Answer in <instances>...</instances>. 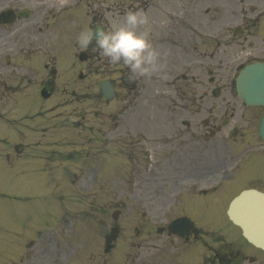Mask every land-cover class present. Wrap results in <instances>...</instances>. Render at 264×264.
I'll return each instance as SVG.
<instances>
[{"label": "rangeland", "instance_id": "374dc122", "mask_svg": "<svg viewBox=\"0 0 264 264\" xmlns=\"http://www.w3.org/2000/svg\"><path fill=\"white\" fill-rule=\"evenodd\" d=\"M120 1L138 7L134 0ZM213 1L215 4L212 5V0H209L208 6L203 4L204 0H184L186 9L177 14H180L181 20L186 17L190 20L224 19L225 28L231 26L230 30L239 25L241 6L237 1L230 13H226V8L222 7H226V1ZM87 10L88 7L84 5L77 28L75 24H65L58 28V37H54L46 49L38 43L37 47H41L36 51L34 62H26L25 67L21 65L18 74L7 71L3 74L7 78V85L0 90V114L10 122H0V264H52L55 263V257H58L59 263L68 254L71 258L65 264H101L104 258L94 263L89 262L88 257H104L101 251L97 255V249L102 248L103 235L114 223L111 214L116 209L120 210L116 222L120 233L114 242V248L142 245L139 235L141 230L151 228L157 222L148 220L144 214L152 209L156 214L158 207L164 202L163 194H167L170 187L174 186L173 183L180 181L183 176L175 168V164L163 168L159 166L164 159L163 153L169 149H177L178 154V150H188L189 145H186L193 142L194 155L184 161L194 157L196 162L197 151L213 147V141L212 144L201 143L204 142L202 134L205 132L201 121L207 118V114L200 109L202 103L200 107L197 106L199 90L196 84L189 90L186 83H182L186 90H183L185 92H182L180 101L178 100L179 109L170 104L172 99L160 103L149 102L160 94L153 97L146 94L142 100L138 97L133 105L131 100L135 99V93L121 88H118L116 99L105 101L100 97L99 82L105 77L117 80L119 74H103L98 69V73L94 71V75L87 76L86 65L77 64V60L73 58L76 49L81 48L77 41L82 32V23L84 30L91 23V12ZM193 11L198 13H192ZM218 12L223 17L216 19ZM189 22H186V27ZM184 31L189 37V31ZM222 33H226V29L213 36L222 42V39L229 36ZM198 40L195 36L192 41L185 36L180 38L186 54L182 56L178 53L180 56L175 60L181 68H187V71L190 69V61L201 54L199 50L212 49V44L201 47ZM193 46L199 49L195 55ZM249 53L251 55H246L250 58L252 51ZM246 55L245 59H249ZM204 65L198 63L195 70L200 68V73H204ZM49 69L56 70L52 78ZM82 71L85 79L79 80L77 74ZM19 75L32 77L34 84L26 83V87L20 88L19 92H9V86L15 87V80ZM45 79H52L55 83L52 95L47 100H43L39 92L35 91ZM162 87L163 91L168 89L163 83ZM235 107L233 124L241 126L239 118L242 112L236 104ZM231 108L230 106L229 109ZM120 109L123 112L119 115ZM248 115L249 112L246 113ZM176 116L181 121H189L191 129H187L185 125L167 128L166 124L176 121ZM229 116L231 113L226 115ZM2 118L0 117V121ZM118 124H121L123 131L115 134ZM30 127L32 130H41L42 137L41 131L28 133ZM39 138L40 141L34 144ZM147 138V143L143 142ZM235 141L232 137L227 139V151L224 147L219 148L220 150L214 147L209 164L205 165L214 168L211 181L221 177H217L220 169L226 168L229 171L241 159L243 151ZM17 142H22L25 147L23 155L13 151V144ZM254 166L258 168V173L264 174V160L254 157L250 168ZM146 173L151 174L148 179L150 186L144 184ZM194 173L183 179L184 184L191 186L194 181L206 180L193 177ZM153 174L163 176L155 177ZM247 184L258 185L253 181ZM247 184L237 183L234 192L227 199ZM97 208L101 211H97L96 215L85 213L87 209L96 211ZM49 213H52L51 218ZM80 214L83 215L78 219ZM93 215L95 216L91 217ZM46 222L50 223L48 228ZM160 222L164 223L158 221ZM48 229L50 233H46ZM56 248L63 251L62 256L57 255ZM41 249H47L48 254L41 253ZM65 251L67 253L63 256ZM114 255L111 261L114 260Z\"/></svg>", "mask_w": 264, "mask_h": 264}, {"label": "flooded vegetation", "instance_id": "af4514ba", "mask_svg": "<svg viewBox=\"0 0 264 264\" xmlns=\"http://www.w3.org/2000/svg\"><path fill=\"white\" fill-rule=\"evenodd\" d=\"M154 0H145L144 8H150ZM169 2L170 0H157V2ZM65 5L58 6L57 4ZM89 5V4H88ZM90 6V5H89ZM174 6L173 4L170 5ZM57 7L55 10L57 13L52 15V21L55 18H61L64 13L69 11H74L79 14L80 9L83 7V2L81 0H0V58H6L7 60L15 59L20 56L19 48L17 44L21 42H35L37 40V32L47 37V34L51 28V22L47 20V15L43 12L50 11L54 12L53 8ZM52 9V10H51ZM255 10V8H254ZM100 9L96 7L93 10L95 15L93 20L99 23L102 21V14H100ZM69 15V14H68ZM68 15H65L68 17ZM262 13H256L253 17L248 15L246 17L245 12L242 13V30L239 35V40L234 43L237 45L239 50H233L230 54L222 52L219 55L211 54L205 64H207L203 71L205 73V80H199L200 92L203 96L207 97L211 95L213 90H217L218 94L221 96L218 103L209 101L206 108L207 118L203 121L202 127L206 131L202 134L204 140L210 141L211 138H216L217 141L223 139V130L226 131L229 122L225 120L224 115H220V112H224L225 115L229 109V102H227L226 92L230 90L231 85L228 83L229 74L233 70V62L236 58L244 57V44L246 43V36L253 35L260 41L257 44H252L254 49V55L256 59L261 60L264 63V27L261 25L260 17ZM9 22V23H7ZM78 25V21H76ZM162 25V23H160ZM1 27H9L13 30L10 33H4ZM187 29L188 33L184 31ZM204 29H208L203 25L197 26L196 24H190L186 27L182 22L171 21L166 26H159V34L163 38H169L170 40L178 43L179 35L184 34L189 41H192V37L201 36L204 34ZM48 30V31H47ZM47 32V34H46ZM261 34L263 37H261ZM149 36L152 38V32H149ZM45 37V38H46ZM5 43V44H4ZM2 44H4L2 46ZM90 54V59L93 60L96 57H100L96 49H92ZM176 50L174 47H166V54H160L158 60V67L165 72L160 75L163 77H173L167 79V88H172L174 92L179 89L177 85L178 80H184L186 87L191 89V86L197 84L196 78V58L192 59L189 63L190 71L186 72V69L180 70L179 65L176 62ZM232 54V55H231ZM2 58V59H3ZM92 64L88 65V68ZM112 72L119 71L118 68L110 65ZM228 70V73H227ZM125 70L124 76L126 77ZM120 77V75H119ZM123 77L121 82H126V78ZM120 83L118 79L117 82H112V84ZM0 86H5V81L0 78ZM116 88L117 86L114 85ZM42 87L50 90V82L45 81L42 83ZM212 96V95H211ZM256 111L253 116H248V118H242V125L233 127L230 129L231 136H237V140L242 145L248 144L247 135L252 131L255 121L259 123L261 116L264 113L263 107L254 108ZM187 125V129H191V124L185 121L179 123ZM217 145V144H215ZM208 155L209 160L204 163H200L196 170L199 171L193 175V177L204 178L201 182L194 181L198 187H206L211 183H218L217 181H211L210 176L212 170L210 166H205L209 164L211 158V152ZM186 156V155H185ZM204 157V155H202ZM258 168L253 167L252 169L243 170L240 174L232 173L229 174L226 168L220 169L217 177L223 176L222 181L216 185V188L210 194H204L203 196H196V190L189 193L190 196V209L194 211L199 217L207 218L203 220L205 228H195L194 231L187 237L179 239L173 235L167 233L166 230H162L159 233V237L155 240V244H151L147 248H138L135 250L124 251V260L119 262L115 261L113 264H264V252L260 250H255L252 248H243L241 244L235 242L234 239H238L235 234L237 231L229 224L226 226L222 225V220L220 216L215 215V211L221 199L231 194L235 189V183L238 177L242 179L245 177L249 179V183L256 182L264 188V180L260 179V175L256 174ZM225 172V173H224ZM251 179V180H250ZM236 180V181H235ZM185 180L181 179L179 182H172L170 194L173 193V197H170V204H173L175 200V194L179 192H185V190L190 189L184 184ZM247 187L256 188L255 185H249ZM258 188V187H257ZM200 189V188H199ZM213 219V220H211ZM217 225L216 229H212L213 226ZM150 235H148L149 237ZM225 237H229L232 240L226 241ZM176 242H181V246L176 244ZM114 248H111L108 253H110ZM121 251L116 255L117 259H120Z\"/></svg>", "mask_w": 264, "mask_h": 264}, {"label": "clouds", "instance_id": "9594fccd", "mask_svg": "<svg viewBox=\"0 0 264 264\" xmlns=\"http://www.w3.org/2000/svg\"><path fill=\"white\" fill-rule=\"evenodd\" d=\"M147 23L142 10L129 9L107 28L97 26L82 31L77 42L84 50L98 49L109 65L123 64L135 77L151 78L158 70L160 53L151 43L149 31H138Z\"/></svg>", "mask_w": 264, "mask_h": 264}, {"label": "water", "instance_id": "95a60500", "mask_svg": "<svg viewBox=\"0 0 264 264\" xmlns=\"http://www.w3.org/2000/svg\"><path fill=\"white\" fill-rule=\"evenodd\" d=\"M239 97L248 105H264V69L258 65L246 67L236 81ZM42 95H47L42 92ZM106 97H110L108 92ZM264 137V121L262 127ZM229 218L240 226L245 238L253 245L264 249V196L257 192H243L233 200Z\"/></svg>", "mask_w": 264, "mask_h": 264}]
</instances>
